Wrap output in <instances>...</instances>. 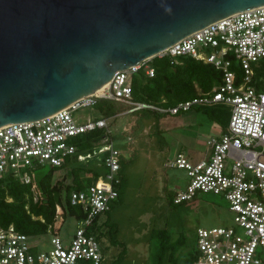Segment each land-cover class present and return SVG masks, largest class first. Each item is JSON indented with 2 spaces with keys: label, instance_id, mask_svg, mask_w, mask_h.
Listing matches in <instances>:
<instances>
[{
  "label": "built area",
  "instance_id": "obj_1",
  "mask_svg": "<svg viewBox=\"0 0 264 264\" xmlns=\"http://www.w3.org/2000/svg\"><path fill=\"white\" fill-rule=\"evenodd\" d=\"M163 56L208 63L221 71V82L170 107L133 101L131 74L146 61ZM152 58L116 71L102 93L92 96L125 102L133 106L128 112L148 108L175 115L198 105L228 107L225 129L206 140L208 154L190 160L179 152L168 161V166L184 169L189 178L185 189L174 192L172 202L179 204L198 194L212 193L222 195L232 213V226L196 229L192 264H264V71L260 73L264 67V4L211 22ZM146 74L154 75L152 66H146ZM93 102L86 97L49 116L1 126L0 178L11 174L29 184L32 168L61 167L76 154L75 139L81 134L108 130L111 118L75 117ZM96 150L103 155L106 171L93 184L70 193V203L86 212L82 219L72 216L76 228L71 238L65 243L57 235L63 222L59 208L47 248L30 244L35 235L21 233L13 225L0 227V264H101L107 245L88 228L119 197L121 167L120 151L109 137L103 138Z\"/></svg>",
  "mask_w": 264,
  "mask_h": 264
},
{
  "label": "water",
  "instance_id": "obj_2",
  "mask_svg": "<svg viewBox=\"0 0 264 264\" xmlns=\"http://www.w3.org/2000/svg\"><path fill=\"white\" fill-rule=\"evenodd\" d=\"M264 0H0V127L60 111Z\"/></svg>",
  "mask_w": 264,
  "mask_h": 264
},
{
  "label": "rangeland",
  "instance_id": "obj_3",
  "mask_svg": "<svg viewBox=\"0 0 264 264\" xmlns=\"http://www.w3.org/2000/svg\"><path fill=\"white\" fill-rule=\"evenodd\" d=\"M264 67L260 69V73ZM98 110L93 106L81 108L75 117H94ZM184 117V125L177 120ZM186 117V118H185ZM128 117L119 115L109 121V138L113 146L121 151V183L117 187L119 197L110 203V208L96 219L97 233L110 230L108 237L103 235L107 245L101 264H153L152 257L158 250V241L153 237L154 230L164 229L170 236L164 264H181L196 251V229H210L218 226H232V213L222 195L198 194L194 199L174 204L171 195L185 189L189 178L184 169L168 166L178 151L190 160L201 159L208 154L206 140L223 130L229 121V109L225 105L193 106L176 115H162L144 121L140 134L130 144L125 130ZM133 152L131 159L130 153ZM103 156L99 150L89 158L82 159L91 168L102 174L106 171ZM46 165L42 170H46ZM72 175L68 168L53 173L52 184L70 183ZM76 222L66 217L61 223L58 236L66 243L73 235ZM50 232L31 236L29 243L39 248L50 246ZM179 241V242H178ZM174 253V259L167 260ZM195 253V252H194ZM120 254V255H119ZM119 257V258H118ZM150 262V263H149Z\"/></svg>",
  "mask_w": 264,
  "mask_h": 264
},
{
  "label": "trees",
  "instance_id": "obj_4",
  "mask_svg": "<svg viewBox=\"0 0 264 264\" xmlns=\"http://www.w3.org/2000/svg\"><path fill=\"white\" fill-rule=\"evenodd\" d=\"M147 65L154 69L152 77L146 74ZM130 78L133 101L170 107L179 101L208 92L214 85L221 82L222 73L212 65L191 57L163 56L146 61L131 74ZM92 105L98 110L95 118H111L113 121L122 114L128 117L125 130H123L129 138L126 141L127 144H130L132 139L140 134L145 120L152 118L158 120L164 115V113L148 108L133 109L128 112L133 106L106 98L95 99ZM105 137H111L107 128L81 134L75 139L76 154L68 157L61 167L49 166L46 170H42L44 166L32 168L30 170L32 180L29 184L21 183L11 174L2 176L0 178V227L6 228L13 225L17 231L28 235L53 232L58 208L61 210L63 220L68 216H74L77 219L84 218L86 212L81 207L70 203V193L93 184L104 173H98L97 170L83 164L84 162L78 165H71L70 162L80 163L79 156L94 152ZM132 155L133 152L130 153L129 159ZM121 158L120 151L119 162ZM101 160L103 162V158ZM65 167L72 175L71 182L63 186L52 184L53 173ZM96 219L88 228V232L97 235L99 239L103 238L104 233L109 237L110 230L102 229V232L97 233L99 229L96 228ZM152 233L158 241V250L152 257L151 263L164 264L170 236L164 229L154 230ZM191 249L193 253L181 264H192L196 253L194 243ZM173 254H169L167 260L174 263L176 260Z\"/></svg>",
  "mask_w": 264,
  "mask_h": 264
},
{
  "label": "crops",
  "instance_id": "obj_5",
  "mask_svg": "<svg viewBox=\"0 0 264 264\" xmlns=\"http://www.w3.org/2000/svg\"><path fill=\"white\" fill-rule=\"evenodd\" d=\"M176 115V114H175ZM186 118V117H185ZM184 122H185V119H184V117H181V118H179L178 120H177V125H184ZM223 130H221V129H216V134H219V133H221ZM179 152H181V151H178L177 153H179ZM176 153V154H177ZM183 153V152H182ZM189 156V155H188ZM203 156H205V155H203ZM197 160H199V159H197Z\"/></svg>",
  "mask_w": 264,
  "mask_h": 264
},
{
  "label": "bare ground",
  "instance_id": "obj_6",
  "mask_svg": "<svg viewBox=\"0 0 264 264\" xmlns=\"http://www.w3.org/2000/svg\"><path fill=\"white\" fill-rule=\"evenodd\" d=\"M105 87H106V85H105V86H102V87H100V88H98V89H96V90H94V91H92V92L89 93V94H91V95L100 94V93H102V90H103Z\"/></svg>",
  "mask_w": 264,
  "mask_h": 264
}]
</instances>
